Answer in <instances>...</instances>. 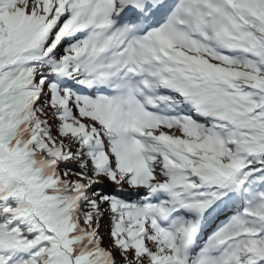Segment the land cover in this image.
I'll use <instances>...</instances> for the list:
<instances>
[{"label":"snow or ice","instance_id":"1","mask_svg":"<svg viewBox=\"0 0 264 264\" xmlns=\"http://www.w3.org/2000/svg\"><path fill=\"white\" fill-rule=\"evenodd\" d=\"M0 264H264V0H0Z\"/></svg>","mask_w":264,"mask_h":264}]
</instances>
